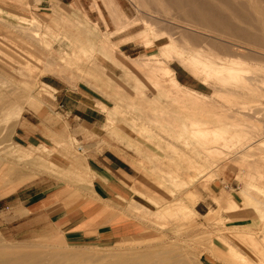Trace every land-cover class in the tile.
I'll return each instance as SVG.
<instances>
[{"label":"rangeland","instance_id":"obj_1","mask_svg":"<svg viewBox=\"0 0 264 264\" xmlns=\"http://www.w3.org/2000/svg\"><path fill=\"white\" fill-rule=\"evenodd\" d=\"M178 1L51 0L0 20V243L104 260L175 243L188 264H264V0ZM210 4L231 19L213 29L237 34L184 18ZM50 82L98 128L72 114L60 127ZM38 131L44 145L19 140ZM116 145L144 184L120 199L114 233L70 241L20 210L34 184L61 208L90 196L87 151Z\"/></svg>","mask_w":264,"mask_h":264},{"label":"crops","instance_id":"obj_2","mask_svg":"<svg viewBox=\"0 0 264 264\" xmlns=\"http://www.w3.org/2000/svg\"><path fill=\"white\" fill-rule=\"evenodd\" d=\"M57 1L65 4L63 0ZM50 4L51 0H0V20L20 21L24 16H27L28 10H31L29 7L39 11ZM174 73L177 75V71L174 70ZM46 84L54 91L53 105L62 116V119L57 123L62 127V123L70 119L75 107L73 104L78 103L81 99L76 94L71 93H77L74 90L68 92L67 88L54 82ZM69 104L73 106L72 112H70ZM33 106L38 108L39 100H36ZM80 115L76 111L72 114V118L81 120L82 125L87 123L98 128L95 126L97 119L93 117V119L88 120L84 116L80 117ZM42 137H44L43 134L38 131L36 135L29 134L24 137L19 135V140L25 141L27 139L29 145L36 147L44 145L41 140ZM71 161L69 165L75 170L77 161ZM86 166L90 176V196L77 198L61 208L59 207V199L53 201L49 197L44 198L41 196L44 192L37 189L38 185L34 184L30 186L29 189L32 191L28 195L32 204L27 209L20 210L30 214L33 212L35 214L45 213L54 224V229L59 228L64 237L70 241L101 240L103 237L114 233L119 222L120 199L125 191L132 188L141 190V184H144L138 167V158L134 156L132 149L127 145L124 147L110 146L99 150L91 148L87 151ZM16 187V184L11 183L7 190L2 191V194L9 193ZM18 198L21 202L26 200V197L19 196Z\"/></svg>","mask_w":264,"mask_h":264},{"label":"bare ground","instance_id":"obj_3","mask_svg":"<svg viewBox=\"0 0 264 264\" xmlns=\"http://www.w3.org/2000/svg\"><path fill=\"white\" fill-rule=\"evenodd\" d=\"M173 2L175 4L183 3V1L178 0H173ZM183 13L186 20L195 19L207 23L209 27H212L215 36L226 37L238 33H234L231 29L220 31L213 29V26L219 23L226 26L231 23V19L226 16L225 10L217 5L210 4L205 9L193 6L186 9ZM243 37L254 40L256 37L258 38V35L256 33H249L247 27H240V38ZM256 43L260 45V42L253 41V44ZM1 105L3 104H0V109ZM173 245L145 251L124 249V251H117L111 257L104 260L102 255L59 251L47 252L45 248L40 249L36 246H11L0 243V264H188L185 255L178 252Z\"/></svg>","mask_w":264,"mask_h":264}]
</instances>
